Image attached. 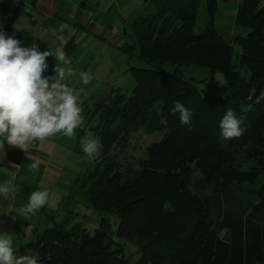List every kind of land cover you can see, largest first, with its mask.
Segmentation results:
<instances>
[{
	"label": "trees",
	"instance_id": "1",
	"mask_svg": "<svg viewBox=\"0 0 264 264\" xmlns=\"http://www.w3.org/2000/svg\"><path fill=\"white\" fill-rule=\"evenodd\" d=\"M201 1L144 0L154 11L136 18V40L123 46L144 64L131 68L133 91L105 92L81 106L88 127L79 142L89 131L102 142L84 180L100 226L91 234L66 220L47 229L29 246L40 264H131L125 241L139 248L134 264H264V0L239 3L236 24L248 33L232 42L214 26L216 0H206L210 21L196 32ZM48 62L51 77L56 60ZM187 67L203 70L205 88L185 76ZM218 75L222 81L207 83ZM176 101L192 112L190 125L173 113ZM229 109L246 131L226 141L219 125ZM140 131L163 137L142 160L123 165L119 157L127 159ZM243 184L259 185L251 210L234 200Z\"/></svg>",
	"mask_w": 264,
	"mask_h": 264
},
{
	"label": "crops",
	"instance_id": "2",
	"mask_svg": "<svg viewBox=\"0 0 264 264\" xmlns=\"http://www.w3.org/2000/svg\"><path fill=\"white\" fill-rule=\"evenodd\" d=\"M8 1L6 9L0 11V26L8 35L20 40L22 47H31L35 43L41 51L62 48L71 61L62 65L65 75L73 77L76 85L81 82V72L95 73V61L86 63L94 51H83L81 47L84 41H101L94 36L100 23L96 20L100 8L96 10L87 5L86 0ZM0 9H3L1 0ZM106 32L103 33L105 36ZM122 39L117 35L111 42L119 44ZM52 57L56 60L54 55ZM69 71L71 75H68ZM93 76L90 83L96 82ZM80 99L83 100L82 95ZM78 131L73 138L57 136L38 142L36 147L30 146V155L8 146H5L6 156L0 152V184L10 189L7 197L0 196V231L12 236L14 247L21 256L35 251L29 246L37 243L47 229L55 227L61 220L77 216L80 209L82 217H87L80 208H90L85 207L87 202H80L85 196L84 190L77 195L79 201L74 196L79 174L83 172L80 167L82 156L76 151ZM37 159L41 161L38 171L30 167ZM43 189L50 192L49 203L35 215L22 213L20 210L27 204L31 192ZM70 209L75 210L70 212Z\"/></svg>",
	"mask_w": 264,
	"mask_h": 264
},
{
	"label": "clouds",
	"instance_id": "3",
	"mask_svg": "<svg viewBox=\"0 0 264 264\" xmlns=\"http://www.w3.org/2000/svg\"><path fill=\"white\" fill-rule=\"evenodd\" d=\"M19 0H17V3ZM55 56V76L45 73L49 69L48 58ZM62 48L41 51L34 43L22 47L21 41L7 34L0 26V152L7 155L5 146L29 153L34 142L52 137L73 138L76 130L84 125L83 108L77 90L63 83L65 68L70 64ZM71 71L68 75H71ZM88 72L80 73L82 84L90 82ZM173 113H179L180 122L190 125L192 112L184 103L175 102ZM232 110H227L220 121V135L224 140L241 137L246 128ZM82 151L88 159H95L102 150V142L91 131L80 139ZM2 157V158H3ZM41 161L34 160L31 169L38 171ZM10 189L0 184V196L7 197ZM47 189L31 192L27 204L21 208L24 214L35 215L49 203ZM0 264H40L35 255L21 256L14 247L10 234L0 231Z\"/></svg>",
	"mask_w": 264,
	"mask_h": 264
},
{
	"label": "rangeland",
	"instance_id": "4",
	"mask_svg": "<svg viewBox=\"0 0 264 264\" xmlns=\"http://www.w3.org/2000/svg\"><path fill=\"white\" fill-rule=\"evenodd\" d=\"M85 1V0H82ZM3 9L5 10L6 6L9 4L8 0H1ZM13 2V0H12ZM217 8L214 16V26L215 28L225 37V39L229 42H232L235 37L245 36L248 31L243 28L241 25L236 24V17L238 12L239 3L242 0H216ZM87 5L93 6L96 10H99L101 13L99 17L96 19L99 23L98 28L94 32V36L100 42L89 43L88 41H84L81 49L87 51H94L87 57L86 63H91L95 61L96 68L95 73L93 71H89L90 77L92 79V75H94V79H96L95 83H90L92 80L90 79L89 84L84 85L82 82L79 85L73 83L75 82L73 77L65 75L63 83H65L68 87L77 90L79 96H83L82 104L87 100L89 101L93 97H99L105 93L104 91L111 95H115L118 92L124 94H130L136 83L134 76L132 74V67H140L144 66V64L137 58V53L130 55L127 53L123 46L130 42L133 43L135 39V34L132 28V25L136 18L140 15H148L151 14L154 9L148 4L144 5V0H86ZM210 21V16L208 12L207 1L202 0L199 7L198 18L196 22L195 30L197 33H201L208 22ZM107 30L106 36L103 34L104 31ZM121 35L123 39L119 44H114L111 42L115 36ZM100 38V39H99ZM104 38V39H102ZM117 40V39H116ZM95 41V40H94ZM239 50V46L237 45L234 48L233 59L237 60V52ZM56 67V65H55ZM55 67L49 73L52 76H55ZM164 69H170V65H163ZM87 69V67H86ZM87 72V70H86ZM184 73L186 77H193L197 82V86L200 89L205 88V85L201 82L203 78L207 75L203 72L202 69L198 68H184ZM217 81H222V77L220 75L215 78H209L208 84L215 83ZM96 122V118L92 120V124ZM87 123L84 119V125L80 129H87ZM79 134V133H78ZM161 134L157 135H148L142 131L138 132L136 135L132 136L130 142L128 143V148L125 150V155L127 159H123V157H119L123 165H129L131 162L135 160H142L145 156L146 148L155 141V139H162ZM78 146L76 151L82 156V174L79 178V182L76 190L74 191V196L76 200L79 201L78 193L86 192L84 187V180L87 175L94 169L95 167V159H88L86 155L82 151V147L80 146L79 138H78ZM82 151V152H81ZM259 188V185H250L243 184L242 186H238L233 191L237 208L240 210H251V205L255 201V191ZM83 195V194H82ZM80 202H86V195ZM82 206V205H81ZM87 204L85 205V207ZM83 209L87 217H82V214L78 211L76 213L77 216L71 217L68 220H61L60 223H66L68 221V228H72L74 226H81L87 229L91 234H95L96 229L100 226L101 218L99 215L91 208L87 209L84 207H80ZM75 209H70V212H74ZM72 215V213H71ZM67 220V221H65ZM112 230L116 231L118 228V216L116 214H112L110 216ZM60 221V220H59ZM116 237L117 235L114 233ZM225 235H229L227 232ZM126 254L130 255V262L134 264L136 261L140 259L139 248L129 241H125ZM25 255H35L38 257V254L35 251L27 252ZM23 254V256H25Z\"/></svg>",
	"mask_w": 264,
	"mask_h": 264
},
{
	"label": "built area",
	"instance_id": "5",
	"mask_svg": "<svg viewBox=\"0 0 264 264\" xmlns=\"http://www.w3.org/2000/svg\"><path fill=\"white\" fill-rule=\"evenodd\" d=\"M37 144H38V142H34L31 146H32V147H36Z\"/></svg>",
	"mask_w": 264,
	"mask_h": 264
}]
</instances>
